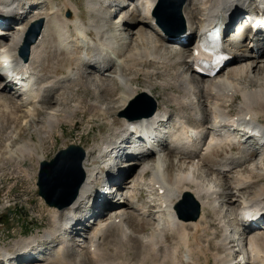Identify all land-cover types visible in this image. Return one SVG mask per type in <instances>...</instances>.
Here are the masks:
<instances>
[{
    "label": "bare ground",
    "instance_id": "6f19581e",
    "mask_svg": "<svg viewBox=\"0 0 264 264\" xmlns=\"http://www.w3.org/2000/svg\"><path fill=\"white\" fill-rule=\"evenodd\" d=\"M38 1L0 0V16L12 21L11 23L0 22V32L5 34L3 38L6 40L3 43L4 45L0 43V79L6 78L9 66H12L17 72L25 71L33 75V79L37 74L36 66L44 61L46 44L53 29L57 32L58 44L55 46V52L52 57L55 60L63 54L66 55L69 59V63L65 69L66 73L55 75L50 78L51 80L44 81L43 84L40 79L38 83L33 82L31 79V82L24 89L22 88L21 94H13L12 97L0 96V108L7 109V113L11 115L18 113L19 109L13 106L15 98L19 97L16 102L17 105L20 104L27 111V121H24L38 128L36 118H38L39 113L52 106V113L44 119V125L38 129L40 130V134L45 133L52 136L53 131L63 123H74V119L79 113H90L93 116L99 111L100 113H104L105 120L110 123L108 117H106V113L116 111L117 107L120 108L119 111H123L129 102L140 94L138 89L133 85L135 79L130 80L126 72L134 74L137 78L140 73L146 74L147 70L144 69V66L149 65L152 68L162 69L161 72L150 73L152 76L163 74L167 76L168 73L172 74L173 76H169V83L165 82L163 87L164 89L171 87L182 93V95L171 94L170 96V102L178 107L176 118L171 119L169 108L163 105L162 109L161 102L159 103L160 100L158 101L155 98L158 108L153 116L135 121H130L129 118L123 116V122H121L124 126L117 130L115 140L103 145L100 152V159H104L108 153L111 155L114 152H118V156L121 153L120 151L127 149L129 145L126 144L129 143L130 138L137 137L133 134L129 135L131 131L137 129L146 132L148 137L152 139V144L151 146L149 145L150 148L147 149V154L133 159L134 164L131 162L135 166L138 163L139 165L143 163L144 166L130 183L131 186L126 193L124 203L128 205V210L141 218L144 213L153 216L157 215L162 228L158 227L160 231L155 233L147 242L137 240L136 242L139 243V247L134 246L133 250L136 249L140 251V254H144L147 248V253L149 252V254L143 257L141 264H145L146 261L148 262V259L150 261L151 257L154 260H161L157 264H210L211 260L214 261V264H264V232L261 230L264 229V227L262 228L263 223L253 225V227L248 228L249 231L247 230V232H240L241 227L245 226V222L241 221L240 216H244L245 218L246 216H252L255 219H257L256 217L264 218V185L253 193V197L246 199L243 195L254 185L255 178L251 174L246 177L242 174H239L241 177L232 176L241 167L240 165L253 164L255 161H250V158L256 156L254 157L257 159L256 168L257 165H261L262 169L258 178L263 180L264 144L255 141L252 136H249L243 144L244 148L239 157L241 164L234 161V159L226 157L222 162L224 167L222 166L217 169L218 167L215 166L213 168L221 174L219 177L223 178L225 175L224 178L231 179L229 190H227L226 194L224 193L227 200L225 204L231 208L230 211L233 213L236 210L234 205L241 204L238 210L234 212L235 218H233V215L231 219L227 220L224 218L223 212V210L226 211V209H223L224 207L226 208V205L222 204L224 205L223 208H219L218 201L215 198V196H218L217 190L211 186H206L202 181L196 180L197 169L194 163L198 158L205 159L206 156L209 157L216 150H222L226 146L233 147L239 141L233 139L232 137L234 136L223 137L221 134L211 131L210 128L208 130L212 133L209 138L205 139L202 137L204 129L193 128L187 122L188 116L193 117L197 121L200 116V106H204L211 113L212 119L215 118L224 123H231L230 128L248 123L256 126L264 133V123L262 122L264 120V79L260 78L251 82L250 79L251 85H258L257 87H252L250 91L248 88L243 89L239 83L241 78H250L254 72L264 75V26L260 28L261 30L257 31L256 37L248 35L245 37V34H243L244 40L241 43V49H238L234 45L235 43L229 42L228 46L233 48L237 57L233 59L230 65L223 68L225 69L223 71L225 73L221 71L204 80L201 74H197L194 70V52H189L188 55L182 52V49L186 48V46H178L180 48L178 51L171 49L165 51L164 42L166 43V38L160 33L161 25L158 24L160 19L156 15L159 0H141L145 10V14H143L144 19L138 21L137 6L128 11L127 16L123 15L120 18V22H139L137 30L133 33V36H136V50L128 56V65H125V62L121 59L124 52L122 49L116 47L118 38H116L114 30L109 29V17L101 12L102 7L98 4V0H90L87 5L89 13L92 15L90 26H86L80 15V9L69 0H65L61 6L53 8L50 11L51 13L48 14L43 13V10L49 5L51 0H41L45 3V7L39 10L36 8L30 17L27 16V11ZM249 2L250 0H188V3L184 7V19L186 34L194 33V36L188 41V43H191L192 39H194L192 49L198 44L201 34L206 29L210 30L217 25L220 27L225 26L237 11L247 9ZM66 11L68 12V18L64 15ZM198 15L200 16V22L196 23L193 20ZM40 20L44 22L41 36L30 47L28 60L25 63L20 56V52L29 30L28 26ZM148 25L150 26L149 30L153 33V37L145 32ZM13 27H18L15 32L12 31ZM90 30L96 32L98 41L94 42ZM248 40L249 44L246 43ZM175 45L171 46V48L173 49ZM250 60L253 62H249ZM238 62H241L243 65L236 67ZM5 63L9 65L5 67ZM90 70L97 71L103 75L106 74L108 78L105 81L110 83L108 88L109 93L118 96L117 93L119 91L122 103L113 108H105L100 104H91L90 101L86 102L81 99L73 103L72 111L68 109L63 112L60 110L55 111L54 107L59 106L61 100L63 104L68 105L70 103L71 97H65L66 95L64 94L72 89V87L80 84L84 88H91V80H84ZM113 70H116L113 73L115 77L109 75ZM172 70L173 73L171 72ZM53 78L55 79L53 80ZM4 82L1 81L0 91H10V82L8 84H4ZM143 92L153 96L152 91L146 90ZM56 94L63 95V97L58 99L60 100L58 102L54 99ZM239 95L242 98V103L238 114L233 116L231 115L230 107ZM41 104L42 106H40ZM44 106L45 108H43ZM11 109L12 111H10ZM169 120H172L170 124H174L178 130L175 137H172L175 140L174 149H171L168 145L164 146L166 141L162 140L166 133L161 130V126L164 123L168 124ZM208 121V118H204L201 124L204 125ZM170 124L167 126H170ZM202 127L200 126V128ZM244 138H246V135ZM136 142L141 143L142 141ZM170 151L178 155H176V158H179L180 162L184 163L181 160L182 157L183 160L191 164L187 175L173 179L166 173V162L170 159ZM85 152L86 158L83 162L85 181L79 190L75 202L62 210L48 205L50 207L48 210L49 216L55 225L54 231H48L41 237L34 236L30 239L16 242L13 246V251L15 250L13 253L5 248H0V263L11 264L14 259L21 257H26L28 260L35 259L32 254L36 250L41 251L42 247L46 245H54V251L48 257L49 262L53 264H78L76 261L73 263L74 261L72 262L67 258V254L73 248L69 238L74 233H78L79 236L84 233L86 237L85 233H87V230L84 227H80L83 215L85 214L86 216V213L96 214V208L105 207L104 201L107 198L103 191L100 195L96 194V189L102 190V187H97L100 184V178L98 177V170L92 168V165L98 162H96V157H93L88 150ZM163 152L164 155L161 156ZM19 153H21L20 157H29L31 160L36 157L38 165L46 160L44 156H38L37 149L30 144L19 149ZM151 156H156L153 158L152 166L148 160V157L150 159ZM242 156L245 159H242ZM218 161H221V159ZM120 172L124 173L125 169L121 171L119 168L113 174L117 177ZM101 173L103 174L102 171L100 175ZM25 176L29 178L30 174L26 171ZM146 179L148 180L151 193L149 203L152 204L150 207L153 208V210L148 211H146V208H141L138 204L141 198L140 188L142 181ZM120 181L121 178H116V184L114 183L115 185H113V190H115L117 196L119 194ZM186 194H190L201 207V215L197 220L186 221L177 215L176 207L182 202L181 199ZM208 211L212 213V217L216 219V224L222 230L223 239L214 242L213 246L216 250L219 249L220 253H225L227 257H222L211 249V243L216 238L214 240L206 238L210 223L208 221ZM119 213L118 216L108 220L96 221L97 225L92 232V236H88L90 244L87 251L88 259L91 263L127 264L104 260V257L108 254L102 253L104 240L112 231H119L120 235L117 243V255L121 252V248L127 247V245L123 247L122 244L125 243L129 235L127 221L130 216L128 217L124 209L119 210ZM231 226H235V228L230 230ZM190 228L192 232H190ZM237 228H240V230H237ZM169 232L171 235L174 234L177 239L175 246H170L167 243V234ZM215 235L213 236L215 237ZM234 236L235 238H232ZM36 246L38 249L32 252ZM29 250H31V254H29L30 252L28 253ZM235 254H239L238 259L241 256L243 259L235 262L232 259ZM154 262L152 263L154 264Z\"/></svg>",
    "mask_w": 264,
    "mask_h": 264
},
{
    "label": "rangeland",
    "instance_id": "374dc122",
    "mask_svg": "<svg viewBox=\"0 0 264 264\" xmlns=\"http://www.w3.org/2000/svg\"><path fill=\"white\" fill-rule=\"evenodd\" d=\"M64 1L65 0H51L49 5H47V7L43 10V13L45 14L51 13L50 11L53 10V8H57L61 6ZM69 1H71L74 5H76L80 9L81 12L80 15L83 18L84 22L86 23V26H90L92 15L89 13L87 7L90 0H69ZM98 4L102 7L101 12L109 17L108 20L109 29L114 30L116 38H118V44H116V47L123 50L124 54L121 59L125 62V65H128V59H127L128 56L133 51L136 50V42H135L136 36H133V33L137 30L139 22L138 23H136L135 21L132 23L120 22L121 21L120 18L123 15L127 16L128 11H131L134 8V6H137L138 21L144 19L143 18L144 17L143 14H145L144 5H142L141 0H98ZM250 4H253V1H250ZM122 6L124 7L122 8ZM33 10L34 8L31 9L30 12L28 11V15L31 16ZM112 12L117 14L112 16L110 15V13ZM64 15L66 18H68L67 11L64 13ZM193 21L199 23L200 16L198 15ZM17 28L18 27H13L12 31L15 32ZM149 28L150 26L148 25L145 29V32L146 34L153 37L152 36L153 33L149 30ZM90 33L94 42L98 41L96 32L90 30ZM56 36H57V32L53 29L51 31V36L46 44V52L44 55L45 57L43 59L44 61H42L36 66L37 75L40 81L42 82V84L46 80H51L50 78L55 75H62L66 73L65 69L67 67V64L69 63V59L64 54L57 57L55 60L54 57H52V55L55 52V46L56 44H58L57 43L58 36L57 37ZM4 41H6L4 40V38L0 39L1 45H4L3 44ZM246 43L249 44L250 43L249 40ZM164 44L166 49L165 51L169 50L167 44L165 42ZM191 44L188 45L186 48L182 49V52L185 55H188V53L190 52ZM173 51H176V49L175 50L173 49ZM249 62H253V61L250 60ZM242 65L243 64L241 62H238L236 67H241ZM144 69L147 70L146 74L140 73V75L137 78L135 77L134 74H131L129 72H126V75L128 76V78H130V80L135 79L133 85L136 89H138L139 93H144L143 91L146 90L152 91L153 97L158 99V101L160 100L159 103L161 102L160 103L161 108L163 109V105L164 106L166 105L170 110L171 119H175L178 114V107L170 102L171 99L170 96L171 94L182 95V93L180 91L172 89L171 87H169L168 89H164L163 87V84L169 81L170 78L169 76H173V75L172 74L170 75L168 73L167 76L165 74L152 76L150 75V73H154V72L158 73L161 72L162 69L152 68L149 65L144 66ZM115 72L116 70H113L112 73L109 75L115 77V75L113 74ZM171 72L173 73V70ZM106 78H108L106 77V74L103 75L102 73H99L97 71L90 70L87 73L86 78L84 80L85 81L91 80L90 81L91 88L90 87L84 88V86L80 84L72 87V89H70L67 93L64 94L66 95L65 97H71L70 103L68 105L63 104V101L61 100V103L59 102L60 105L59 106L56 105L57 107H54L55 111L60 110L63 112L64 110L67 109L69 111H72L73 103L81 99L85 100L86 102L90 101L91 104L94 103L100 104L105 108L106 107L113 108L115 106H119L122 103L120 99L121 93L118 91L117 93L118 96H114L110 94L108 91L110 83L108 81H105ZM245 78L246 77L241 78L239 80V83L243 89L248 88L250 91L252 87L258 86L255 84L251 85L250 82L254 80H258L260 78L264 79V75L258 72H254V74H252V77L247 79ZM54 79L55 78H53V80ZM109 79H111V77H109ZM203 79L206 80L208 78L204 77ZM1 81L2 80H0V85H1ZM13 94H15L13 90L7 92L0 91V96L12 97ZM61 97H63L62 94H56L54 99L58 102L60 101L58 99ZM18 99L19 97H16L15 101L13 100L15 104L10 100L14 104L13 107L19 109L18 113L11 115L10 113H7L8 112L6 111L7 109L0 108V248H5L11 253L15 251V250L13 251V246L16 242L21 240H27L34 236L41 237L44 236L46 232L54 231L55 229V225L54 223H52L53 221L48 213L50 207L39 196V192H38L37 181H38V175H39V169L41 163L39 165L37 164L36 157H34L32 160L29 157H24V158L20 157L21 153H19V149H22L26 147L28 144H30L32 147H35L37 149L38 156H44L47 161H50L56 156V154L59 151L68 148L72 144L79 145L85 151L88 150L93 157H96V162L98 163L93 164L92 168H96L98 170V174H99L98 177L100 178L101 176L100 172L103 161V159L99 158L101 148L103 147V145L107 144V142L114 141L116 138L115 134L117 130L124 126V124L122 123L123 117L120 116L122 111H119L120 108L117 107L116 111L106 113V117H108L110 123H108L105 120L104 113H100L99 111H97V113L94 114L93 116H91L90 113H86V114L79 113L75 117L74 123H66V124L63 123L60 127L56 128L53 131L52 136L45 133L40 134L39 133L40 130L38 129L44 125V119L47 118L52 113L53 107L52 106L51 108L47 107L49 109H44L42 112L39 113L38 118H36L38 123V124L36 123V125H38L37 128V126L35 127L31 126V123L26 122L27 111L23 109L20 104L17 105L16 102ZM241 103H242V98L239 95L231 104L230 107L231 115L235 116L238 114ZM40 106H42V104ZM43 108H45V106ZM12 109L10 111H12ZM139 111L142 112L143 110L140 109ZM200 115L203 116V119L208 118L209 119L208 123L206 122V124L204 125L198 123V121H196L191 116H188L187 122L193 128H198L201 130L204 129L205 132L207 131L206 129H208V124L212 119L211 113L204 106H200ZM262 122L264 123V120H262ZM25 124L26 126H24ZM200 126L203 127L200 128ZM169 127L170 129H173L172 131L174 132V136H175V134L178 133V130L175 128V125L171 124ZM170 129L168 128V130ZM206 134L207 133H204V136ZM167 141H168L167 143H164V146L168 145V147L174 149L175 140L173 139L174 143L172 142V139L171 140L169 139ZM234 147L235 145L233 147L230 146H226V148L221 147L223 148L222 150L218 149L219 151L216 150L214 153H212V155L210 154L209 157L206 156L205 157L206 160L204 158L203 159L198 158V160L194 163L197 169L195 175L196 180L202 181L206 186H211L217 190L218 196L217 197L215 196V198L217 199L218 206L221 209L223 208L224 205H226L225 202H227V200L224 193L226 194L227 190H229V186L231 185L230 182L231 179L224 178L225 175L223 178L219 177L221 174L216 172L213 168H215V166L218 167L217 169L221 168L223 166L222 162L223 160L226 159V157H229L232 160L234 159V161L241 164L240 163L241 159H239V157L244 147L242 146L240 148L239 150L240 152L238 153V156H236L237 154L235 155L232 154L231 152V150H233ZM169 154H170L169 155L170 159H168V161L166 162L167 165L166 173L173 179L187 175L191 164L188 161L183 160L182 157L181 160L185 164L180 162L179 158H176L177 154L175 155L173 151H170ZM162 155H164V152L161 153V156ZM233 155H235V157ZM155 157L156 156H151L150 159L148 157L151 166L153 164V158ZM254 157L256 156L250 158V161L253 162L255 161L253 164L252 163L251 165L246 164L244 166L240 165L241 167H239L232 175L236 177H241L240 175L242 174L244 175V177H246L251 174V176L255 178L254 181L256 184L254 183V185H252V187L247 191V193L243 195L246 199L253 197L254 195L253 193H255L256 190H258L262 185H264V179L260 180V178H258L259 174L262 171L261 165H257L256 168L257 159ZM241 158L245 159L244 156H242ZM220 159L221 161H218ZM131 162L133 161L131 160L129 162H125L120 165L128 166L132 164ZM143 166H144L143 163H141L140 165L138 163L136 166L133 165L130 168H126V167L124 168V166L123 168H120L121 171H123V169L126 170V176L124 177L125 179L121 178V181L119 182L120 183L119 185L120 187L118 189L119 194L118 196L116 195L115 201H113L114 206L113 205H111L113 207L109 206L111 208L108 210L105 209L101 210V208L99 207L96 208L97 209V212H95L96 214L99 211H101L97 217L98 221H105L110 218L118 216L120 214L119 210L121 209L126 210L128 217L130 216V218L127 221L129 226L128 227L129 235L125 240L126 244L125 243H123L124 245L122 244L123 247L126 245L127 247L120 249L121 251L120 253H122L123 255L119 253L120 255L118 254L119 255L118 256L116 251L118 249L117 243L120 238L119 231H115V232L112 231V233L108 234V236L105 238L103 243L102 253L104 252L105 254H108L106 257H104V260L114 261L115 263L123 262L127 264H141L143 257L149 254V252L147 253V248L144 254L143 253L140 254V251L136 249L133 250L135 248L134 246H136L137 248L139 247V243L136 241L139 240L142 242H147L148 239H151L152 236L155 235V233L160 231L159 228H162V226H160L161 222L159 221L157 215L153 216L151 214L148 215L144 213V215H142L141 218L137 214L132 213V211L128 210L127 209L128 205L124 203L126 193L131 186L130 183L133 181L134 177L137 176V174L143 168ZM25 170L28 172V174H30L29 178L25 176V172H26ZM107 191H109V188L106 189V192ZM109 194L112 195L110 191L107 192V194L105 193L106 196H108ZM140 196L141 198L138 201L139 206L144 209L146 208V211L153 210V208L150 207L152 204L149 203L151 199V193L147 179L142 181V185L140 188ZM181 200H183V198ZM240 205H241L240 203L234 205L235 209L238 210ZM223 209H226V211L223 210L225 219L229 220V218L231 219L233 215H234L233 218H235L234 212L236 210L232 213L230 211L231 208H229L228 205H226V208L224 207ZM207 213H208V221L210 223H209V232L206 238L208 237L210 240H214V238H216L211 243L212 246L211 249L213 250V252L215 251L214 253H219L220 256L227 257L225 253H220L221 251H218L219 249L216 250L215 247L213 246L214 242L223 239L222 230L219 227V225L216 224L217 223L216 219L212 217L213 216L212 213L209 211ZM84 217L85 214L83 215L82 219ZM97 222L95 225H93L92 222L89 223L88 220H84V223H86L87 225L89 224L90 226L89 229H87V233H85L86 237L84 236V233H82V235L80 236L72 235L69 238V241L73 245V248L71 249L72 251H69V253L67 254L68 260L72 262L74 261L73 263H75L76 261L78 264H93L88 259L87 248L90 244L88 236L89 235L90 237L92 236V232L94 231ZM234 223L236 222L234 221ZM214 225L216 228L214 227ZM80 227H82V225ZM234 228L235 226H231L230 230ZM84 229H86V227H84ZM238 229L239 228H237V230ZM261 230L262 232H264V229ZM190 232H192V229ZM168 234H167L168 245L175 246L177 244L175 243L177 242L175 235L172 234L173 235L172 236L170 232ZM213 235H215V237ZM127 240L129 241L130 245L129 243H127L128 242ZM47 252L44 251V247H42L41 251L36 250V252H34V254L32 255L33 257L36 258V255L39 253L40 258L38 259L40 260H35L30 264H53L48 261V257L52 252H50L49 254H47ZM238 258H239V254H235L232 259H234L235 262L242 260L241 257L240 259ZM16 261L17 259H14L11 262V264H27V263H23V262H27V260L24 259L18 260L17 262ZM160 261H161L160 259L154 260V258L151 257V260L149 261L148 259V262L146 261L145 264H151L152 262H154V264H157L160 263ZM210 264H214V261L211 260Z\"/></svg>",
    "mask_w": 264,
    "mask_h": 264
},
{
    "label": "water",
    "instance_id": "95a60500",
    "mask_svg": "<svg viewBox=\"0 0 264 264\" xmlns=\"http://www.w3.org/2000/svg\"><path fill=\"white\" fill-rule=\"evenodd\" d=\"M188 0H159L156 15L171 31V27L178 26L180 30L172 34L178 36L185 32L184 7ZM43 29V21L32 25L27 33L22 54L28 58L30 47L38 40ZM155 98L147 93L139 94L129 102L120 114L130 121L151 117L157 111ZM143 110L142 112L139 110ZM86 158L85 150L78 145H70L60 151L51 161L41 163L38 176L39 195L52 207L64 209L71 206L78 197L79 190L85 181L83 162ZM179 218L189 221L200 217V205L190 195L186 194L182 202L176 207Z\"/></svg>",
    "mask_w": 264,
    "mask_h": 264
}]
</instances>
